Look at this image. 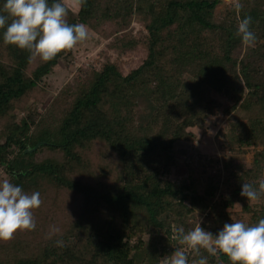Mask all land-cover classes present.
<instances>
[{
    "label": "trees",
    "instance_id": "trees-1",
    "mask_svg": "<svg viewBox=\"0 0 264 264\" xmlns=\"http://www.w3.org/2000/svg\"><path fill=\"white\" fill-rule=\"evenodd\" d=\"M74 1L77 11L62 0L66 21L108 43L60 89L48 78L80 42L42 61L0 39V176L41 199L36 228L0 241V264H157L176 227L216 233L264 217V194L239 195L243 182L264 180V0H240L251 47L227 0ZM138 51L141 63L124 72L122 57ZM220 114L224 158L197 153L173 179L192 129L206 132ZM249 154L244 167L236 157ZM208 264L229 261L217 253Z\"/></svg>",
    "mask_w": 264,
    "mask_h": 264
},
{
    "label": "clouds",
    "instance_id": "clouds-1",
    "mask_svg": "<svg viewBox=\"0 0 264 264\" xmlns=\"http://www.w3.org/2000/svg\"><path fill=\"white\" fill-rule=\"evenodd\" d=\"M236 13V35L241 43L253 46L257 37L251 30L252 17H241L242 4L233 0ZM62 0H0V39L5 45L27 50L30 57L49 61L71 50L88 37L84 23H68ZM264 194V180L258 186L243 182L241 197L257 201ZM41 205L39 191L30 193L11 180L0 179V241L9 240L17 230H33V211ZM176 246L171 254L158 258L157 264H208V257L220 253L229 264H264V217L252 224L241 220L224 223L216 233L201 227L200 222L185 230L175 228ZM57 246L64 241L57 240ZM207 253V255L202 254Z\"/></svg>",
    "mask_w": 264,
    "mask_h": 264
},
{
    "label": "rangeland",
    "instance_id": "rangeland-1",
    "mask_svg": "<svg viewBox=\"0 0 264 264\" xmlns=\"http://www.w3.org/2000/svg\"><path fill=\"white\" fill-rule=\"evenodd\" d=\"M66 4L74 11L78 10V5L74 0H66ZM227 5H233V0H227ZM222 8L223 6L219 7L216 11V24L222 23V16L224 14ZM132 27L134 28L135 33L143 28L139 23H134ZM107 43V40L100 39L96 33L88 29V37L86 40L78 44L75 49L74 57L70 60H62L55 68L53 74L48 78V82L53 91L60 89L66 82L70 81L77 73L78 68L84 65H95L99 54L104 50ZM142 58L143 54L141 51L122 57V61H124V72H128L133 67L139 65ZM226 123L227 118L220 114L219 116L211 117L207 121L206 132L198 128L192 129L196 133L197 139L194 144L187 149V154L178 157V166L174 170L172 176L173 179L184 178L187 176L185 160L189 163L195 164L198 161L197 153H201L207 157L218 156L220 159L224 158V155L220 152L218 134L224 128ZM236 158L241 161L244 167H250L252 154ZM1 176L0 179L6 178V175L2 174ZM239 211L240 207L238 206L235 213L240 214Z\"/></svg>",
    "mask_w": 264,
    "mask_h": 264
},
{
    "label": "water",
    "instance_id": "water-1",
    "mask_svg": "<svg viewBox=\"0 0 264 264\" xmlns=\"http://www.w3.org/2000/svg\"><path fill=\"white\" fill-rule=\"evenodd\" d=\"M38 146L34 147L33 149H28L26 152H32V151H34V150H36L38 148Z\"/></svg>",
    "mask_w": 264,
    "mask_h": 264
}]
</instances>
